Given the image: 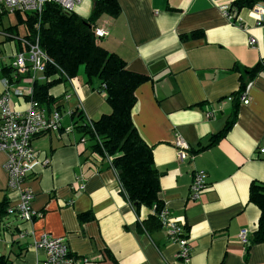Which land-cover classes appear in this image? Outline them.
<instances>
[{
    "label": "crops",
    "instance_id": "obj_1",
    "mask_svg": "<svg viewBox=\"0 0 264 264\" xmlns=\"http://www.w3.org/2000/svg\"><path fill=\"white\" fill-rule=\"evenodd\" d=\"M233 1L117 0L120 15L103 16L97 23L108 31L101 45L123 59L129 71L148 77L136 91L133 122L153 149L159 200L187 231L188 264H264V243H252L261 212L249 201L251 183H264L259 151L264 149V71L249 83L244 100L237 96L240 69L264 61V18L259 24L256 13L244 9L231 20L221 7ZM93 6L94 0H84L75 14L87 19ZM5 15L0 18L5 69L0 96L8 78L13 89L23 92L11 96L10 107L25 112L34 82L46 79L43 72L19 76L11 68L19 54L12 38L24 37L25 31L11 32L16 21L6 26ZM251 38L257 40L253 46ZM99 87L98 80L87 84L81 71L50 89L53 105L38 103L48 117L58 110L62 129L73 130L47 132L32 141L37 160L22 184L34 195L31 209L38 215L32 222L9 213L19 203V192L8 188L7 157L0 154V205L8 203V213L0 216V256L9 264L44 262V252L33 244L45 234L64 238L72 256L94 264H184L178 244L150 219L148 208L132 207L116 171L91 152L88 138L82 140L77 131L73 112H82L85 120L109 113ZM177 136L190 148L184 162L173 144ZM195 173L204 174L207 188L190 201ZM80 176L83 190L78 189ZM242 230L249 232L248 245L239 239Z\"/></svg>",
    "mask_w": 264,
    "mask_h": 264
},
{
    "label": "trees",
    "instance_id": "obj_2",
    "mask_svg": "<svg viewBox=\"0 0 264 264\" xmlns=\"http://www.w3.org/2000/svg\"><path fill=\"white\" fill-rule=\"evenodd\" d=\"M263 1L234 0L230 10L235 19L242 10H252ZM120 12L117 0H94L87 19L75 12L68 13L56 4H46L40 15L16 14V24L9 30L17 34L21 27L25 29L24 37L17 34L12 38L18 41L19 53L27 52L29 46L38 40L40 50L47 58L43 70L46 82H34L31 104L37 107L38 103L53 105L55 99L49 95L50 89L63 81L77 78L81 71L87 84L99 81L98 89L105 94L110 111L89 122L82 112H73L72 118L79 123L76 124L77 131L82 140L88 138L91 152L109 160L132 207L136 211L148 208L150 219L157 223V212L163 206L159 200L160 175L154 166L153 149L142 139L132 116L137 103L136 91L148 81V77L129 71L123 59L105 49L101 45L103 38L95 35L101 17L115 18ZM240 71L241 85L237 96H242L247 85L264 71V61L252 68L243 67ZM227 129L229 126L222 133L225 134ZM219 139L212 138L211 144ZM249 201L261 212L252 243H264V183H251ZM7 204L0 205V216L8 213ZM153 209H156L155 213H152ZM80 218L84 221L88 215ZM8 262L6 256H0V264Z\"/></svg>",
    "mask_w": 264,
    "mask_h": 264
},
{
    "label": "built area",
    "instance_id": "obj_3",
    "mask_svg": "<svg viewBox=\"0 0 264 264\" xmlns=\"http://www.w3.org/2000/svg\"><path fill=\"white\" fill-rule=\"evenodd\" d=\"M84 0H0V16L4 14H41L46 4H56L68 13L75 12V9ZM231 6H223L221 10L232 20L234 14L231 12ZM253 12L259 18V24L264 18V3L257 4ZM95 35L105 38L108 31L103 28H95ZM257 43L255 38H251L249 45L253 46ZM47 58L39 47V41L29 46V50L25 53L17 54L11 62V68L17 75H25L27 73L43 72L44 64ZM4 65L0 61V74ZM70 81V80H69ZM5 92L0 96V154L4 153L7 157L4 166L8 176V188L19 192L18 205L9 210L10 214H14L21 221L32 222L36 217L31 209V203L34 195L31 190L22 188L23 182L32 170L33 164L36 162V153L34 151L32 141L35 137L47 132H59L63 130L68 134L73 130V126L62 129L63 116L58 110H54L48 117L44 111L39 109L37 105L31 104L30 108L25 111H13L10 107V98L14 96H22L20 89H13L8 78L3 80ZM250 87L247 85L241 99L244 100L246 93ZM207 118L212 117V113L206 114ZM87 122L90 120L86 119ZM174 146L177 149V157L179 161L184 162L190 157L188 144L179 136L175 137ZM264 154V149L259 150ZM109 162V160H108ZM47 164V163H46ZM110 165V163H109ZM79 183L78 189L83 190V177H77ZM207 188L205 176L202 173H195L189 190V200L197 201L201 194ZM156 209L152 210L155 213ZM160 226L165 230L170 240L178 244L180 250L178 258L188 264L191 261V246L188 241V234L185 227L171 216L167 206L163 205L157 212ZM27 235L25 232L23 236ZM239 239L243 244H249V232L242 230ZM36 250H42L45 260L39 264H94L90 259L75 258L70 254L69 248L64 238H53L50 235H43L33 244Z\"/></svg>",
    "mask_w": 264,
    "mask_h": 264
},
{
    "label": "rangeland",
    "instance_id": "obj_4",
    "mask_svg": "<svg viewBox=\"0 0 264 264\" xmlns=\"http://www.w3.org/2000/svg\"><path fill=\"white\" fill-rule=\"evenodd\" d=\"M9 21H11L13 24L16 21V18L14 17V15H5V19H4V24L7 26L9 25ZM25 29H22V32L24 33ZM22 38V37H21Z\"/></svg>",
    "mask_w": 264,
    "mask_h": 264
}]
</instances>
